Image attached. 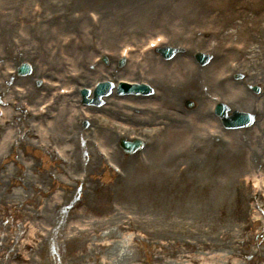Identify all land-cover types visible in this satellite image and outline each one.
I'll list each match as a JSON object with an SVG mask.
<instances>
[{
    "label": "rangeland",
    "instance_id": "obj_1",
    "mask_svg": "<svg viewBox=\"0 0 264 264\" xmlns=\"http://www.w3.org/2000/svg\"><path fill=\"white\" fill-rule=\"evenodd\" d=\"M86 1L101 3L98 0H0V23L2 22L0 29L4 24L9 26L10 22H14L9 26V29L14 30L4 36H8V38L10 36L13 39L9 43L6 40L11 50L20 51L19 54H16L17 56H14L15 59H9L10 62L5 63L4 68L1 69L3 75L8 77L6 85L10 90L0 93L2 101L0 107H10L12 112L17 111L18 119H15V125H20L22 120H26L30 115L35 116L34 113L39 114L41 104H47L51 98H57L56 102L58 103L57 95L62 94L60 90L64 86L59 81L61 77L58 73L50 75L42 70L34 72L33 69L34 75L32 71L27 76H16L15 73H12L11 69L17 70L23 62L28 61L33 65L35 62L32 48H30L31 52H28V48L25 46L28 44V40L24 37L26 34L20 35V32L26 28L30 29L33 25H39L38 22L44 19V24L51 23L55 20L53 17L60 18L59 20L62 21L76 20L83 11H88V4L84 6ZM128 1L131 4L135 0ZM157 1H151L150 4L154 5ZM167 3L171 4V1L167 0ZM82 8L85 9L81 10ZM91 13L89 12L87 16L88 20L92 19ZM250 15L251 18H249ZM242 17L245 19L244 26L246 28L243 31L242 42L240 41V53L247 43L250 45L257 40H253L257 37L255 34L250 39L249 32H257L260 36H264V9L259 10V13L247 12ZM150 18L153 19L150 24L155 23L153 27L154 31H157L163 29L170 17L167 13L166 15L162 14L159 18L155 11ZM127 20L129 19L125 18V21ZM21 22H23V26H20ZM128 22L130 24H126L123 28V32L126 34H122L125 37L128 33L134 34V30L143 25L139 20L132 19ZM230 29L235 28L231 27ZM151 31L153 30L150 29L145 34H152ZM48 33L50 37L59 35L52 24ZM61 37L57 41H55L56 38L52 40L55 47ZM136 37L141 38L142 36L137 34ZM261 42L264 43L262 40ZM107 45L103 44V47L107 48ZM169 46L177 48L172 59L190 57V49ZM118 49L114 48L115 51ZM123 49L125 47L119 49V57H122L120 54ZM255 50L247 53L246 63L238 65V72L226 73L224 76L223 74H214L223 76L220 78L226 83L238 81L237 85L240 88L247 89V86H252L250 85L252 81L255 82L253 85L260 88L258 94H255V86L248 90L250 92L249 104H246L247 107L244 109H240L243 111L260 108L264 102V97L261 95L264 93V50L259 48L257 43ZM110 53V56H113V52ZM157 54L156 52L153 56H157ZM6 58L0 57V60L7 61ZM59 58V56L55 57V59ZM109 58L107 66L102 62L107 69H112L115 65L118 66L117 61L115 63L111 57ZM191 58L200 65L194 54H191ZM244 58L246 59L245 56ZM134 60L129 61L123 67H118V74L114 77L127 76L123 74V69L128 67L130 62L134 64ZM42 66L51 72L50 65L42 64ZM200 66L208 67L209 64ZM56 68L58 69L55 66L54 70ZM242 74L245 75L244 78H236L237 75ZM30 75L32 76L31 84L38 87L37 83L41 78L43 86H47V90L51 95L52 93L54 95L43 98L41 102H32L29 97L25 96V90L23 92L19 90L20 87H24L21 81L31 77ZM139 77V72L137 75L130 76L133 80H137ZM9 78H11L10 81H8ZM35 78L38 80L34 81ZM150 78L147 80L151 82ZM46 80L55 81L46 83ZM152 85L154 86L153 83ZM17 94H19L18 102L22 106L21 111L15 109L14 103L6 101V97ZM219 94L213 92L214 98ZM222 94L224 95V93ZM226 94L230 95L227 91ZM159 95V93L156 95L152 93L140 97L150 101L154 96L156 98ZM108 97L110 96L103 99L104 104L98 109H105V99ZM78 99L76 97V100ZM189 101L193 102L192 106L188 105ZM60 104L59 102L57 107L53 108L56 115L60 113ZM136 104L144 105V103ZM201 105L202 101L196 97L186 100L184 103L189 117H191V113H200ZM106 107H109L107 110L111 109L108 113L112 116L107 114L108 116L119 120L128 117L125 122L134 124V127L126 128L123 125L129 124L117 121L111 126H121L114 128V133L111 134L112 129L109 133L105 130L108 124L105 127L98 124L102 126H96L94 129L98 134H89L86 131L72 141H68L64 137L60 141L54 136H50L51 142L40 131V134L30 135V145L21 144L20 134L25 133L17 131L9 134V124L0 130V264H63L66 256L72 250L65 235L72 233V230L78 227L91 231L87 240L92 245L97 242L94 236L95 232L102 234L109 232L110 235L106 240L119 248L123 246L122 239L124 237L130 238L132 249L139 257L134 264H142V261L148 260L152 251L161 245L160 241H164V237L168 234L176 238L177 241L182 239L184 245L189 242L202 245V241H208L207 245H203L208 249H203L200 255L205 252V254L207 253L206 257L214 258L212 264H227L229 262L225 257L227 248L222 245L223 237L221 236L223 223L234 225L233 232H235L230 240L234 241L233 245L240 251H237L233 258L238 259L240 264H264V158L259 157L258 161L254 162V156L250 151L252 149L249 147L250 143L255 146V142H257L256 136L259 134V130L255 124L250 128L233 129L239 133H247L242 140L239 139V136L243 134H224L218 135L216 142L213 139L215 138L214 134H205L204 142L196 146L193 143L195 147H190L189 152L184 154V156L188 154L189 156L181 159L179 157L181 148L179 147L183 138L178 140L177 135L174 138L172 134H152V132L141 128L140 118L154 116L146 112H135L129 107L123 109H117L110 105ZM214 108L215 106L209 107L211 115L214 113V111L212 113ZM80 109H82L81 115L84 118H92L87 106L81 104ZM229 114L232 113L229 112ZM154 115L160 117L161 114ZM43 121L48 122V119H42L41 122ZM81 125L83 126V124ZM89 125L90 122L84 127L87 128ZM122 128H126L127 132L120 131L118 133V130ZM107 129L109 130V128ZM67 131L68 129L64 130L63 134ZM60 132L56 131L55 134H60ZM12 136L15 137L12 138ZM135 136L147 138L146 145L142 150L127 154L118 148L121 138L125 137L129 140ZM4 140L7 141V144L2 151L1 145ZM39 140L42 143L38 142ZM103 140H106L107 146L102 143ZM260 141L262 144L256 148L261 154H264V141L263 139ZM161 142L166 144L165 147L159 149ZM72 144H77V156L81 158L77 165L70 162L72 158L70 155L75 148L72 147ZM107 147L111 148V152ZM259 147H261L260 150ZM112 149L115 152V158L111 155ZM100 150L104 152V155H107L104 156ZM111 164H116L120 171L113 169ZM66 165L69 166L66 167ZM145 194L148 196L146 197ZM37 199L42 202L40 214L44 217L48 215L50 224L39 229L38 237H32L30 228H27L26 232L21 235L19 243L16 244L15 239L21 232L20 229L18 230V224L28 222V215L33 206L32 202ZM58 200L59 206L57 207ZM50 202L54 203L53 207L47 208L46 205ZM176 203H178L177 206ZM66 206H71V209ZM163 208H168L169 213L164 214ZM72 210L74 211L72 212ZM147 215L155 217V221L149 222L150 217ZM162 216L165 217L164 221H161ZM178 218L186 219L187 224L185 230L181 229V231L175 232L172 227L173 221ZM91 256L95 257L94 254ZM202 263L203 261L200 260L196 264Z\"/></svg>",
    "mask_w": 264,
    "mask_h": 264
},
{
    "label": "bare ground",
    "instance_id": "obj_2",
    "mask_svg": "<svg viewBox=\"0 0 264 264\" xmlns=\"http://www.w3.org/2000/svg\"><path fill=\"white\" fill-rule=\"evenodd\" d=\"M98 1L101 3H90L86 1L84 6L88 4V11H83L76 20L68 21L69 19H66V21H62L59 20L60 18L53 17L55 20L51 23L48 22L44 24V19L38 22L39 25H33L30 29L26 28L20 32V35L22 33L26 34L24 37L28 40V44L25 45L26 48H28V52H31L30 48L33 50L32 56L35 60L34 65L30 62L33 71L38 72L42 70L50 75L58 73L61 77L59 81L64 85L63 88L68 94L65 96L58 95L61 98L58 99V101L61 102L59 106L60 113L52 120L49 119L48 122H41V118L35 119L28 117L26 120H22L20 125H15V119H18L17 111L14 110L15 112H12L10 107L4 108L1 106L0 130L4 129L9 124V134L17 131L25 133L20 134L22 138L21 144L30 145V135L34 133L40 134V131L49 142H51L50 136H54V138L60 141L63 140V137L68 141H72L75 137L83 134V132H94L92 128H85L81 125L84 124L81 122L86 120L90 122L91 127H96L98 124L102 125V123L103 125L108 124L109 130L112 129L111 134L114 133V128L121 126H111L117 121L129 124L123 125L126 128L134 127V124L125 122V119L127 120L128 117H124V119L120 120L110 117L112 115L108 112H110L111 109L107 110L109 107H105V109H100L99 111V109H96L94 106L88 105L87 108L89 111H95V113L99 112V116L94 117L92 115L93 118H84L81 115V96L79 98L80 94L77 93L78 90L83 87L93 90L97 82L108 80L114 82L115 86L113 89L111 88L113 95L105 99L106 105L113 106L117 109L129 107L135 112H146L154 116L140 118L142 121L141 128H144L148 132H152V134H172L174 138L175 135H177L179 137H176L178 140L183 138L181 146L179 147L181 148L179 152V157L181 159H185L189 156V154L186 156H184V154L189 152L190 147L193 146L194 148L196 145L204 142L205 134H214L215 138L213 139L216 142L218 141V135L243 134L239 136L240 140L247 135V133H239L233 130L234 126L231 123H234L235 126L237 125L236 122L239 119V114L228 121L229 118L226 112L222 116H220L219 113L211 115L209 113V107L211 106L212 108L219 101L227 102L229 104L227 114H229V112L234 114L241 112L242 110L240 109H244L247 107L246 104H249L250 92L248 90L255 82L249 80L252 86H247L246 89L238 87V81H233V83L229 81L226 83V81L222 80L220 77H223L226 73L233 74L238 72V65L246 63L248 57L247 53L256 51V43L259 48L264 50V43L261 42V40L264 41V36H260L257 32H249L248 35L250 39L253 38V34H255L257 37L253 40H257L250 45L247 43L246 47L242 49V53H240V41L243 31L246 28L244 26L245 19H243L242 15H245L247 12L259 13V10L264 9V0H170L171 4L167 3V0H158L154 5L150 4L151 1L154 0H135L131 4H129L128 0ZM84 9L85 8H82L81 10ZM155 11L158 13L159 18L162 14L166 15L167 13L170 17L164 24L163 29L157 31H154L155 29L153 26L155 23L150 24L153 20L150 17ZM89 12H92L90 14L92 19L90 20L87 19ZM251 17L250 15L249 18ZM125 18L129 20H139L143 25L136 28L134 34L128 33L125 37L122 34L124 33L123 28L126 24H130L128 22L129 20L125 21ZM22 23L23 22L20 23V26H23ZM0 24H2V22ZM10 24L13 25L14 22H10ZM51 24L52 27L57 29V34H59L56 37H50L48 33ZM9 26L4 24L3 28H1L2 30L0 29L1 35H3L0 37V57H7V61H5V59L4 61L3 59L0 60V93L10 90L6 85L8 77L3 75L1 69L4 68L5 63L10 62L8 61L9 59H15L14 56L20 52L11 50L6 42V40H8V43L9 41H13L10 36L9 38L8 36H4L8 34V32L14 30L9 29ZM231 27L235 29H230ZM150 29L153 30L151 31L152 34L146 35L145 33ZM137 31L139 32L137 33ZM124 34H126V32ZM137 34H140L142 37H136ZM60 36L62 37L56 45V50L52 40L56 38L55 41H57ZM151 43L159 45V48L168 47L169 45L180 46L182 48L185 47L188 50L190 49V57L167 60V55L165 53L153 56L155 53L150 52L149 47H147V50L145 48L146 44L150 45ZM103 44H109L107 45L106 51L102 50ZM121 47H125L121 54L126 51V53L129 52L128 59H136L134 64L130 62L128 67H124L123 74L127 76L114 77L118 74L117 68L119 66L115 65L112 69H107L104 64L101 65L98 63V57H103L106 53L113 52L112 58L116 63V60L118 61L116 57H118V51ZM114 48L119 49L115 51ZM49 53L52 54L50 55ZM185 53L188 54V52ZM191 54L201 57L205 62L210 59L208 63L209 66L201 67V64L199 65L191 58ZM47 55L49 56L47 57ZM56 55L61 59H55V57H57ZM38 60L41 64L38 63ZM26 63L29 62L27 61ZM42 64L50 65L49 68H51V72H48ZM55 66H57L58 69L56 68V70H54ZM20 67L21 65L18 66L17 69ZM11 70L14 71L13 68ZM137 72H139V76L143 74L148 79L151 77L150 80L151 83L154 84L156 94H160L158 97L155 98L154 96L150 101H146L143 97L135 95L117 96L119 89H116V87H118L116 84L121 81L134 87L137 85L135 82L136 80H133L130 76L134 74L137 75ZM217 73L220 75L223 74V76L214 75ZM10 80L11 78H9L8 81ZM30 80L32 81V76L22 80L21 84L24 85V87H20L19 90L21 92L25 90V96L29 97L32 102H41L43 98L51 95L47 90V86H43V84L40 83L38 87H35L31 84ZM35 80H38V78H35L34 81ZM48 81L49 83H53L55 80ZM48 81L46 80V83ZM155 85L158 86L156 87ZM226 91L229 92L230 95H227ZM65 92L64 94H66ZM213 92L220 94L219 96L216 95L214 98ZM222 93H224V95ZM53 95L54 93H52L51 96ZM261 95L264 97V93ZM6 96L8 95L6 94ZM18 96L19 94L6 97V101L14 103L15 109L21 111L22 106L18 102ZM91 96H94L93 99L96 101L102 98L101 96L95 95V93ZM76 97L79 99L76 100ZM193 97L199 98L202 101L201 111L200 113H191L192 115L189 117L184 103L186 100ZM207 99L208 101H206ZM0 102L2 101L0 100ZM136 103H144V105ZM248 111L253 114L254 118L256 117V119H254V124L257 130H259V134L256 136L257 142H255V146L252 145V143L249 145L250 149H252L250 151L254 156L253 161L257 162L259 157L264 158V154H261L256 148L262 144L260 143V139L264 141V102H262L260 108H254L252 111ZM49 112L47 111L45 116L49 115ZM158 113L161 114L160 117L154 115ZM43 120L47 119L43 117ZM121 123L118 122V124ZM126 128L119 129L118 133L120 131H122V133L127 132ZM67 129L68 131L63 134V131ZM56 131L61 132L60 134H55ZM164 131H166V133H164ZM14 137L15 136H12V138ZM169 140L171 139L169 138ZM38 142L42 143L41 140ZM102 143L107 146L106 140H103ZM156 143L153 142V144ZM193 143H195V146ZM6 144L7 141L4 140L1 145L2 151L6 148ZM77 144H72V147L74 146L75 148L70 155L72 157L70 162L75 165L81 161V158L77 156ZM165 144V142H161L159 149L165 147ZM109 146L111 145L109 144ZM107 148L109 149L108 151L111 152V148ZM118 148H120L119 145ZM260 149L261 147H259V150ZM114 154L115 152L112 149L111 155L113 158H115ZM70 162H68L69 165H71ZM232 162H234V159H232ZM69 165H66V167ZM125 172H128V170H125ZM147 196L148 195H146V197ZM57 202L56 206L58 207L59 200ZM163 202L166 203L164 200ZM53 204L54 203L50 202L46 206L47 208H51ZM32 205L31 212L28 215V222H23L21 225L20 223L18 224V230L20 229L21 232L15 239L16 244L19 243L21 235L26 232L27 228H30L32 237H38L40 235L39 229L44 225L50 224L48 215L44 217V215L40 214L42 202H39L37 199V201L32 202ZM175 205L177 206L178 203ZM66 207L71 209V206ZM168 210V208H163L162 212L166 214ZM73 211L74 210H72V212ZM147 217H150L149 222L155 219V217L148 215ZM164 220L165 217L162 216L161 221ZM186 224V219L178 218L173 221L172 227L175 232H179L181 229L185 230ZM233 230V224L223 223V227L221 228V236L223 237L222 245L227 248L225 255L226 260H229L227 264H240L238 259L233 258V256L237 254L236 252L240 251L233 245L234 241L230 240L233 238L232 236L235 232H233ZM72 231V233H67L65 235V238L70 242L69 244L72 250L70 254L66 256L63 264H134L139 259L132 249V241H130V238L124 237L122 239L123 246L119 248L106 240L108 235H110L109 232L104 234L95 232L94 236L97 242L95 245H92L89 244L87 240L91 234L89 229H81L78 227ZM163 240L164 241H160L161 245L152 251L150 258L146 261H142V264H196L200 260L203 261L202 264H212V261H214V258L212 259L209 256L206 257L207 253L205 254V252H203V255H200L203 249H208L203 246L207 245L208 241H202V245H196L193 242L184 245L182 239L177 241L176 238L172 237L170 234L166 235ZM84 247H86V249H84ZM92 254H94V258L91 256Z\"/></svg>",
    "mask_w": 264,
    "mask_h": 264
},
{
    "label": "water",
    "instance_id": "obj_3",
    "mask_svg": "<svg viewBox=\"0 0 264 264\" xmlns=\"http://www.w3.org/2000/svg\"><path fill=\"white\" fill-rule=\"evenodd\" d=\"M20 72L22 73H27L29 72V67L28 65H23L21 68H20ZM111 87L112 85L110 83H104L102 85V89L99 90L96 95L97 96H101L103 93L107 92V91H110L111 90ZM105 89V90H104ZM103 90V91H102ZM223 110H226V108L222 107V106H219V112L221 114H224V111ZM239 119L238 121L236 122V126L234 125V123H231L233 126L237 127V126H241V125H244L248 122H250L251 118L249 115L247 114H239L238 115ZM228 123V121H227ZM142 146V144L139 142V141H136V142H127V141H123L122 142V147L125 149V151L127 152H134L136 151L138 148H140Z\"/></svg>",
    "mask_w": 264,
    "mask_h": 264
}]
</instances>
